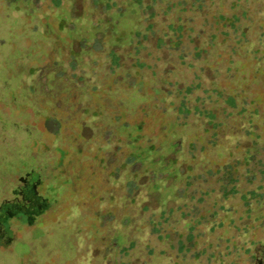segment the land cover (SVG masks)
<instances>
[{
  "label": "rangeland",
  "instance_id": "obj_1",
  "mask_svg": "<svg viewBox=\"0 0 264 264\" xmlns=\"http://www.w3.org/2000/svg\"><path fill=\"white\" fill-rule=\"evenodd\" d=\"M170 2L162 27L180 26L179 44L157 52V75L130 70L131 88L110 73L104 52L82 47L69 29L89 30L100 11L89 0H0V264H264V172L254 168L252 180L242 169L239 193L226 199L219 192L176 198V206L195 207L185 217L178 210L172 220L166 210L161 218L165 194L152 195L143 219L159 214L151 221L157 229L172 220L162 237L148 223L131 231L119 224L133 214L120 199L129 167L112 176L132 150L119 124L144 119L140 148L152 142L167 156L175 138L188 146L205 132L199 113L181 119L176 111L187 86L194 88L186 103L222 124L225 147L241 138L235 152L257 146L264 157V0L163 5ZM219 154L199 147L176 162L224 163ZM147 181L140 180L142 195ZM56 182L62 192L47 193ZM29 184L36 195L19 213ZM253 190L259 197L248 205L243 197ZM115 232L123 241L114 235L107 250ZM126 236L135 246L121 252Z\"/></svg>",
  "mask_w": 264,
  "mask_h": 264
},
{
  "label": "trees",
  "instance_id": "obj_2",
  "mask_svg": "<svg viewBox=\"0 0 264 264\" xmlns=\"http://www.w3.org/2000/svg\"><path fill=\"white\" fill-rule=\"evenodd\" d=\"M89 2L93 9L100 10L97 18L90 22L89 30L82 29L79 31L75 29L73 24L69 27L70 30H73L71 32L77 33L78 38H80V45L92 52H104L109 58L107 69L111 74H116L117 77L122 76L119 80L128 84L131 88L134 86V82L132 81L133 77L130 74V70H135L137 74L151 70L154 76L157 75V62L160 61L157 52L163 51L167 47L175 49L179 44L182 28L175 23L168 25L167 29L162 27L163 16L172 11L175 4L170 2L164 6L163 0H125L123 5L117 0H89ZM72 13L74 12L72 11ZM183 58L182 55L179 56V59ZM126 60H130V69L120 75L119 72L121 71H116V69H122ZM193 88L194 86L186 87L176 111L178 116H181V119H186L191 114V111L203 116V132L205 134L197 136L196 140L191 141L186 146L187 148L181 139L176 138L168 143L170 154L167 156L161 151L160 146H156L152 142L148 146L140 148L138 142L143 137L145 129L144 119L133 124L127 121H121V124H119L121 129L127 131L126 144L132 150L126 158L122 169L116 170V174L112 176L117 177L118 173L121 170H126L127 167H129V174L125 179L133 175L124 184L125 195L120 196L124 207L133 208V214L124 216V218L120 219L121 223H119L123 227L126 226L129 231L141 229L143 224L148 223L149 226L147 227H150V232L162 237V233L171 229L172 216L175 211L179 210L181 215L185 217L191 215L192 210L195 209L193 206L190 207L188 203L180 206L174 205L176 198H189L190 201L197 193L207 195L219 192L226 199L239 193L238 183L240 182L242 169L247 173V180H252L255 176L253 168L255 171L258 170L257 172L260 175L264 172V157H258L261 150L257 151V146H254V150H252V146V148L248 147L245 149L244 152L239 150L235 152L242 140L241 138H235L229 146L225 147V143L228 141L225 140V133L219 130L222 124L213 122L215 117L210 116L206 110L202 112L197 107L191 108L188 106L186 103L187 96L193 91ZM119 120L117 118L116 121ZM109 134L110 130H107L104 134L106 141L109 140ZM253 144L254 141L252 142ZM199 147L202 152L205 149L214 147L218 154L225 153V162L212 164L206 160L200 163L194 161L190 165V169H184L178 165L176 159L184 150L193 154ZM262 151L264 152L263 148ZM220 156L221 154H219L218 158ZM5 158H8L6 154ZM32 162H35V160L32 159L31 164ZM22 164L29 168L30 161H24ZM250 165L252 167H249ZM149 167L152 169L147 172ZM29 169L33 170L34 168L30 167ZM145 177L150 187L147 186L145 188L147 190L146 194L142 195V188L144 187L140 180ZM59 179H61V176ZM176 182L179 184L178 187L175 186ZM60 183L56 182L55 185H48L47 193L60 194L62 192ZM28 186L29 188H22V206L19 213H25L28 200L36 195V190L33 188L34 184H29ZM156 193L158 195L165 194L161 201L162 203L158 204L161 218H163L166 210L170 212L169 215L172 217L169 223H167L168 219L166 220V218L165 221L160 222V229L151 227V221H156L159 218V214L155 218L149 216L147 217L148 219H143V213L149 210L150 197ZM203 197L200 196L199 199ZM256 197H259V192L253 190L247 195L244 194L243 198L249 205V199ZM191 233L192 231L189 232L188 236H192ZM114 235H119V239L123 241L121 234L115 232L107 246V250L114 246ZM127 237L126 242L128 241L129 244L127 248L124 245L120 250L121 252H127L128 249L135 246V241L130 240V238L127 240Z\"/></svg>",
  "mask_w": 264,
  "mask_h": 264
}]
</instances>
